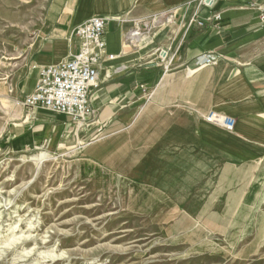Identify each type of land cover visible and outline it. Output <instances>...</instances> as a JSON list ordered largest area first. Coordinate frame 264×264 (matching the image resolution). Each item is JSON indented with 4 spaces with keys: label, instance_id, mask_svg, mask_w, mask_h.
Returning <instances> with one entry per match:
<instances>
[{
    "label": "rangeland",
    "instance_id": "1",
    "mask_svg": "<svg viewBox=\"0 0 264 264\" xmlns=\"http://www.w3.org/2000/svg\"><path fill=\"white\" fill-rule=\"evenodd\" d=\"M49 2L0 0V137ZM146 104L73 125L57 151L0 149V264H264V160L169 164Z\"/></svg>",
    "mask_w": 264,
    "mask_h": 264
},
{
    "label": "crops",
    "instance_id": "2",
    "mask_svg": "<svg viewBox=\"0 0 264 264\" xmlns=\"http://www.w3.org/2000/svg\"><path fill=\"white\" fill-rule=\"evenodd\" d=\"M195 0H50L42 24L29 44L13 94L21 101L31 93L42 67L53 65L77 50L74 31L93 15L108 17L105 60L100 84L91 105L102 120L118 124L122 111L139 99L156 121L158 158L177 166L239 168L264 160V24L251 2L215 0L216 24L206 21L202 8L197 23L189 24ZM170 12V21L137 43L126 41L132 21L154 13ZM166 58L160 60V50ZM217 55L213 65H201L202 54ZM164 55V54H163ZM151 90V92H148ZM151 106L150 108V105ZM0 137V149L57 151L75 121L43 108L28 111L21 103ZM152 111H151V110ZM213 110L234 119L232 130L189 111ZM144 109H142L143 112ZM133 121L125 130L133 129Z\"/></svg>",
    "mask_w": 264,
    "mask_h": 264
},
{
    "label": "built area",
    "instance_id": "3",
    "mask_svg": "<svg viewBox=\"0 0 264 264\" xmlns=\"http://www.w3.org/2000/svg\"><path fill=\"white\" fill-rule=\"evenodd\" d=\"M195 10L189 24L199 21L198 15L202 8L209 11L206 21L216 24L220 21V13L213 12L215 0H195ZM249 6L257 11L259 23L264 24V4L251 2ZM170 12L154 13L147 18L132 21V28L126 34V41L137 43L143 33H148L170 21ZM108 17L93 15L76 27L74 35L78 40L77 50L69 57L56 64L42 67L33 91L27 94L20 102L28 111L43 108L54 113L65 114L75 121V125L93 122L95 110L91 105L94 91L99 87V71L102 62L112 60L116 56L106 52L104 38ZM164 54V55H163ZM166 51L160 50L159 58H166ZM217 55L202 54L201 65H213L217 62ZM204 120L232 130L234 119L219 112L209 110L200 113Z\"/></svg>",
    "mask_w": 264,
    "mask_h": 264
},
{
    "label": "bare ground",
    "instance_id": "4",
    "mask_svg": "<svg viewBox=\"0 0 264 264\" xmlns=\"http://www.w3.org/2000/svg\"><path fill=\"white\" fill-rule=\"evenodd\" d=\"M36 154V153H35ZM37 155V154H36ZM39 155V154H38ZM40 159H42V156L40 157Z\"/></svg>",
    "mask_w": 264,
    "mask_h": 264
}]
</instances>
